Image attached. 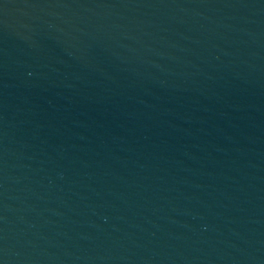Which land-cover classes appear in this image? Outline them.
Masks as SVG:
<instances>
[{
    "label": "water",
    "instance_id": "1",
    "mask_svg": "<svg viewBox=\"0 0 264 264\" xmlns=\"http://www.w3.org/2000/svg\"><path fill=\"white\" fill-rule=\"evenodd\" d=\"M0 264H264V0H0Z\"/></svg>",
    "mask_w": 264,
    "mask_h": 264
}]
</instances>
